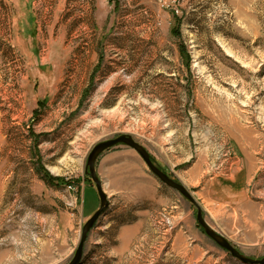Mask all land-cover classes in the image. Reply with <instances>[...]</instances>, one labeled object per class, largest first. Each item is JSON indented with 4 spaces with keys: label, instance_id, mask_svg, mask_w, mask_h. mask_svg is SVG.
<instances>
[{
    "label": "rangeland",
    "instance_id": "1",
    "mask_svg": "<svg viewBox=\"0 0 264 264\" xmlns=\"http://www.w3.org/2000/svg\"><path fill=\"white\" fill-rule=\"evenodd\" d=\"M120 134L264 257V0H0V264L70 261L87 218L60 243L56 208L89 207L88 154ZM133 152L134 178L162 199L107 198L79 264H247Z\"/></svg>",
    "mask_w": 264,
    "mask_h": 264
},
{
    "label": "crops",
    "instance_id": "2",
    "mask_svg": "<svg viewBox=\"0 0 264 264\" xmlns=\"http://www.w3.org/2000/svg\"><path fill=\"white\" fill-rule=\"evenodd\" d=\"M132 148H109L102 152L95 163V171L98 178L101 180L102 188L107 194L110 206H114L117 200H133V199H155V197L162 199L161 194L156 188H146L144 184L140 183L138 179L134 178L133 174V160H135ZM161 183V182H160ZM162 184V183H161ZM94 184L83 179V186L81 188V203L82 190L88 188L91 196V202L87 209L81 204L80 217L74 218L73 214L67 210L60 211L57 206V229L58 241L67 243L74 239L78 234V226L83 218H88L99 206V197L96 188L93 191ZM144 187V188H143ZM142 188V190H141ZM93 193V194H92ZM95 193V194H94ZM96 195V196H94ZM97 197V198H96ZM98 199V200H97ZM112 209V207H110ZM114 209V208H113ZM116 214H113L114 216ZM111 216V214H110ZM111 216V217H112ZM132 222V221H131ZM134 225V224H133ZM132 223H125L120 228L130 230L134 227Z\"/></svg>",
    "mask_w": 264,
    "mask_h": 264
},
{
    "label": "water",
    "instance_id": "3",
    "mask_svg": "<svg viewBox=\"0 0 264 264\" xmlns=\"http://www.w3.org/2000/svg\"><path fill=\"white\" fill-rule=\"evenodd\" d=\"M125 144L135 150L142 160L145 162L149 170L154 174L162 183L177 190L180 194H182L189 202H191L197 209L196 213V221L197 223L203 228L204 232L207 236H209L218 246L227 250L233 257L237 258L243 263L247 264H264V257L260 259H254L247 257L240 253L235 246L221 233L214 230L204 219L202 210L194 197L192 196L191 192L180 182L175 181L168 174L163 172L158 166H156L149 154V152L136 140H134L128 134H120L114 138H109L106 140H102L95 144L91 149L90 153L88 154L87 162H86V173H88L89 177L91 178L94 186L96 188L98 197H99V206L93 212L91 216L87 218L81 228L80 236L78 244L75 248L72 258L67 264H79L83 252L84 242L86 240L87 234L90 229L94 226L97 221V218L103 213L106 209L108 200L107 196L102 188L101 180L98 178L96 171H95V162L98 156L105 150L113 147L116 144Z\"/></svg>",
    "mask_w": 264,
    "mask_h": 264
},
{
    "label": "trees",
    "instance_id": "4",
    "mask_svg": "<svg viewBox=\"0 0 264 264\" xmlns=\"http://www.w3.org/2000/svg\"><path fill=\"white\" fill-rule=\"evenodd\" d=\"M173 33H174L177 37H179V36H180L179 28L176 27V28L173 30ZM183 49H184V48H181V52H183ZM37 112H38V109H34V112H33L34 115H37V114H36ZM36 170H37L38 173H41V177L45 180V182H46L47 184H54V183L59 182L58 180H59L60 178H52V179H51L50 174L45 170V168H43V166H42L40 160L38 161V166L36 167Z\"/></svg>",
    "mask_w": 264,
    "mask_h": 264
},
{
    "label": "built area",
    "instance_id": "5",
    "mask_svg": "<svg viewBox=\"0 0 264 264\" xmlns=\"http://www.w3.org/2000/svg\"><path fill=\"white\" fill-rule=\"evenodd\" d=\"M64 189H67L69 192H74L75 186L69 184V185H66ZM73 203H74V200L70 199L67 204L72 207Z\"/></svg>",
    "mask_w": 264,
    "mask_h": 264
}]
</instances>
